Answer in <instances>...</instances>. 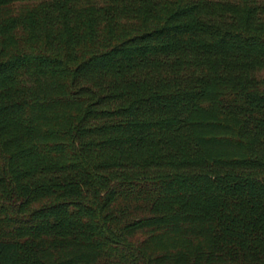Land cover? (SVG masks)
I'll use <instances>...</instances> for the list:
<instances>
[{
    "label": "trees",
    "instance_id": "1",
    "mask_svg": "<svg viewBox=\"0 0 264 264\" xmlns=\"http://www.w3.org/2000/svg\"><path fill=\"white\" fill-rule=\"evenodd\" d=\"M264 0H0V264H264Z\"/></svg>",
    "mask_w": 264,
    "mask_h": 264
},
{
    "label": "rangeland",
    "instance_id": "2",
    "mask_svg": "<svg viewBox=\"0 0 264 264\" xmlns=\"http://www.w3.org/2000/svg\"><path fill=\"white\" fill-rule=\"evenodd\" d=\"M263 75H264V73H263Z\"/></svg>",
    "mask_w": 264,
    "mask_h": 264
}]
</instances>
